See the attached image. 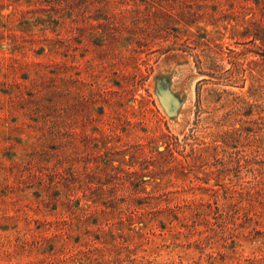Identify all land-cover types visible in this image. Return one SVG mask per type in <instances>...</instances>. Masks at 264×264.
Listing matches in <instances>:
<instances>
[{"label": "rangeland", "instance_id": "obj_1", "mask_svg": "<svg viewBox=\"0 0 264 264\" xmlns=\"http://www.w3.org/2000/svg\"><path fill=\"white\" fill-rule=\"evenodd\" d=\"M0 264H264V0H0Z\"/></svg>", "mask_w": 264, "mask_h": 264}]
</instances>
